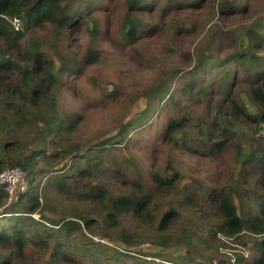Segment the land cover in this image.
I'll return each instance as SVG.
<instances>
[{
    "label": "trees",
    "instance_id": "obj_1",
    "mask_svg": "<svg viewBox=\"0 0 264 264\" xmlns=\"http://www.w3.org/2000/svg\"><path fill=\"white\" fill-rule=\"evenodd\" d=\"M258 11H264V0H0V98L6 107L0 113V170L18 165L27 171L28 185L37 173L55 171L58 179L47 178L45 187L54 183L57 192L87 204L80 213L71 209L74 215L53 219L45 214L47 196L40 200L39 181L29 185L22 204L7 203L0 186V218L5 220L0 222V264L25 263L34 251L50 246L45 264H85L84 257L92 260V252L97 256L99 251L120 260L133 256L136 264H153L158 258L174 264L166 256L142 251V241L164 249L183 244L188 255L196 240L206 242L203 249L215 248L218 231L247 232L260 255L249 260L238 256V262L264 264V137L256 136L264 124V33L257 24L230 28ZM15 17L20 20L17 30L11 23ZM170 19L176 23L165 49L174 62L160 70L144 93L143 110L119 121V138L103 139L93 147L129 141L128 126L146 125L160 104L172 107L154 149L178 148L203 167L212 183L207 184L204 200L199 193L202 184L194 179L193 184L180 185L179 171L156 169L146 185L136 170L108 154L115 167L106 170V178L119 185L115 192L104 183L91 184L92 169L87 167L92 164L75 163L90 147L71 144L47 154L38 143L34 149L24 143L21 134L29 130L37 136L52 132L57 118L50 114L57 108L60 89H75L78 78L73 75H86L87 67L99 61L103 43L130 54L139 66L140 58L146 59L142 42L170 28ZM197 40H207L206 50L192 48ZM113 93L103 90L100 95L114 97ZM242 95L253 101L255 112ZM237 123L249 131L245 144L238 139ZM40 161L44 166L35 167ZM68 167L77 168L79 179L64 172ZM161 197L165 199L158 201ZM165 204L168 208L156 221L152 209ZM203 207L216 218L207 236L185 224L181 229L187 233L171 232L181 223L183 209ZM33 213L40 218H33ZM85 229H98L103 242L110 244L74 235Z\"/></svg>",
    "mask_w": 264,
    "mask_h": 264
},
{
    "label": "rangeland",
    "instance_id": "obj_2",
    "mask_svg": "<svg viewBox=\"0 0 264 264\" xmlns=\"http://www.w3.org/2000/svg\"><path fill=\"white\" fill-rule=\"evenodd\" d=\"M194 18L199 19V16L194 14ZM214 22H216V17L214 18ZM175 23L176 20L170 19V28L167 27L161 35L151 37L146 39L145 42H142L141 49L144 48V57L146 59L140 58L142 63L139 66L134 63L130 54L112 48L107 43H103L101 46L103 51L99 61L87 67L85 71L86 75H82L80 78L77 75H73V79L78 78L75 89H67L66 87L60 89L57 108L50 114L52 119L57 118L53 123L52 132L47 134L41 133L40 136H37L33 130H29L28 133L24 132L21 134L24 143L26 145L28 144V147L33 149L35 148V143H38L45 147V152L47 154L56 150H61L71 144H75L85 150L90 147L84 157H80L83 155L84 150L81 151V153L80 151L78 152L80 153V158H77L75 163H83V165H86L85 163L88 162V164H92L87 167L89 171L92 169L91 184L103 186L102 183H104L109 190L115 192H117V187H119V185H117L113 179L106 178V170L115 167L112 163V159L107 157L108 154L111 156L113 155L117 163L120 162L126 165L130 171L135 172L136 170L140 175L139 181H141V183L145 182L146 185L151 183V173L156 169L160 168V170L164 172L167 168L170 170L171 174L175 171H179V176L181 177L179 181L180 185L190 184L194 179L202 184L203 189L199 193L202 196V200H204L207 196V184L211 186L212 183L206 178L203 167L198 166L195 159L178 148L163 147L154 149L158 136L161 133V127L166 122L167 118L172 115V107H163V105L160 104L152 112L149 122L146 123V125L140 126L139 123H136L128 126L126 132L128 134L127 139L130 138L129 141L127 140L120 144H116L117 146L110 145L103 149L93 147L94 144L103 139L114 138L108 140H117L120 136L118 132L122 129L119 121L126 122L145 107L144 93L153 85L160 70L169 67L172 62H174L172 53L165 49V45L168 41L170 30ZM250 24H257L256 29L258 30L259 28V30L264 33V11H258L252 18L240 21L230 26V28L235 29L239 28V26L242 27L243 25ZM76 34L77 33L72 32L71 36L75 38ZM171 46L175 48L174 45ZM206 46L207 40L203 43L197 40V43L192 48H197L201 51L206 50ZM73 49L72 45L69 50ZM146 66L148 67L146 68ZM90 80L99 85V87H93ZM103 90L107 92L113 91L114 97L108 94L100 95ZM242 98L245 99L248 109L251 112H255L253 101L250 98H246L245 95H242ZM5 110L6 107H4L3 99L0 98V113L4 114L3 112H5ZM55 123H59L60 126H57ZM235 131L237 132L239 141L245 144L248 141V129L242 124L237 123ZM256 136H260L258 135V131ZM0 138H3L2 134H0ZM41 165L44 166L42 161L36 164L35 167ZM72 168L73 167H68L64 172H72L73 176L79 179V174L74 172L77 168ZM25 172L27 175V171ZM57 176L59 175L55 171L44 170L36 174L34 182L32 183L37 185L39 181L38 186L41 192V201H44L43 197L47 196L48 203L45 207L46 216L58 219L67 215H74L71 209H76V212L80 213L81 210H84L86 207V203L72 198L70 199L63 193L57 192L53 188L54 183L45 187L47 178L53 177L57 180ZM70 181H74V179L70 178ZM122 187H124V189L127 188L126 185ZM90 190L93 191L94 188L91 186ZM164 199L165 198L161 197L157 200L160 201ZM23 202L24 201L19 200L17 204H22ZM167 208V204L159 208H153L152 210L155 214L154 219L157 221L161 213ZM206 210L207 209L204 207L200 210L183 209L182 220L181 217L179 218L181 223L171 232L179 230L180 232L187 233V230L184 231L181 229L182 224H185L194 229L199 235L207 236L208 231L206 229L212 227V223H215L216 218L208 212L205 213ZM1 211L2 209H0V212ZM31 216L35 219L40 218L38 213H33ZM93 218L98 219L99 215H94ZM0 222L3 223L5 220L1 217ZM127 226L130 227L131 223L127 224ZM148 231L149 233L155 234L151 229H148ZM74 235L82 238L92 236L94 241H104V239L101 238V231L98 229H85L82 231V234ZM217 235L220 238V242L215 244V248L203 249L201 246H205L206 242L201 241L199 243V241L196 240V250L194 248L188 255L185 254V248L182 247L185 245L183 244H181L182 246H173L164 249L157 245H152L149 240H144L140 248L146 253L162 255V259L166 256L168 260L174 264H242L238 262V256H241L244 260H249L255 255H260L252 245L253 240H248L249 235L247 232L242 231L235 235H228L222 231H218ZM109 241L110 240L105 239L103 243L110 244ZM48 248L44 249L42 252L34 251L33 257L27 256V261L25 263L15 260L14 264H45L46 260H49L51 246ZM79 248H83V245H80ZM112 251L113 249H110L109 253ZM245 251L248 252L247 257L242 253ZM101 252L102 251L96 252L97 256L92 252L93 261L88 257H84L82 260L85 264H136L133 256H126L120 260L110 255L101 254ZM208 254L211 256L208 257ZM202 256L207 257L204 258ZM95 257L97 258L95 259ZM233 259L234 261H232ZM96 260H100V262ZM145 260L147 262L149 261L148 258ZM151 262H153V264H167L166 261H162L159 258Z\"/></svg>",
    "mask_w": 264,
    "mask_h": 264
},
{
    "label": "built area",
    "instance_id": "obj_3",
    "mask_svg": "<svg viewBox=\"0 0 264 264\" xmlns=\"http://www.w3.org/2000/svg\"><path fill=\"white\" fill-rule=\"evenodd\" d=\"M11 23L14 29H19L20 20L18 18H13ZM258 135L264 137V124L259 128ZM0 186L6 192L8 203L18 202L29 187L26 172L17 165L6 166L0 170ZM242 253L245 257L248 256L247 251Z\"/></svg>",
    "mask_w": 264,
    "mask_h": 264
}]
</instances>
